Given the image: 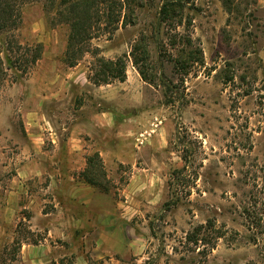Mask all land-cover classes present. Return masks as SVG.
Here are the masks:
<instances>
[{
  "label": "rangeland",
  "instance_id": "1",
  "mask_svg": "<svg viewBox=\"0 0 264 264\" xmlns=\"http://www.w3.org/2000/svg\"><path fill=\"white\" fill-rule=\"evenodd\" d=\"M142 2L73 66L69 28L42 0L22 4L18 26L0 32V264H30L22 244L41 237L27 193L51 197L50 180L67 174L85 180L94 153L95 191L113 215L109 252L93 264H264V0H190L171 28L158 25L161 0ZM141 35L151 80L129 54ZM187 36L203 62L183 74L170 38ZM99 56L124 57L125 80L94 84ZM50 264L71 258L56 249Z\"/></svg>",
  "mask_w": 264,
  "mask_h": 264
},
{
  "label": "trees",
  "instance_id": "2",
  "mask_svg": "<svg viewBox=\"0 0 264 264\" xmlns=\"http://www.w3.org/2000/svg\"><path fill=\"white\" fill-rule=\"evenodd\" d=\"M28 0H0V32L14 29L21 21V6ZM43 7L48 18H54L59 22L67 24L69 31L67 34L65 62L69 66L76 64L79 57L85 51V44L94 37L100 35L111 36L119 25L126 24V15L134 12L135 6H142V0H42ZM190 0H161L158 10V25L164 24L170 28L174 25V20L181 22L183 10L187 8ZM126 11V12H125ZM123 12V14H122ZM180 18V19H179ZM3 43V41H2ZM180 44L177 47V55L174 57L177 68L187 74L193 63H202V50L191 45L189 37L176 39L170 38L171 46ZM40 45L34 47V54L30 59L35 62L40 56ZM7 65L12 68L13 60L9 56L8 48L3 50ZM94 54H97L96 51ZM130 56L136 69L144 80L148 78L147 66L144 63L149 58L150 51L144 35H141L131 46ZM97 56V55H96ZM97 69L91 75L90 80L96 84H106L113 80L124 81L126 78V61L119 56L115 59H107L103 56L96 57ZM99 159V154L94 153L87 158V166L84 170V179L95 187H101V183L96 180L94 173L98 166L95 162ZM206 224V227H209ZM203 227V225H199ZM219 237V236H217Z\"/></svg>",
  "mask_w": 264,
  "mask_h": 264
},
{
  "label": "crops",
  "instance_id": "3",
  "mask_svg": "<svg viewBox=\"0 0 264 264\" xmlns=\"http://www.w3.org/2000/svg\"><path fill=\"white\" fill-rule=\"evenodd\" d=\"M101 114L105 125L112 123L111 112ZM102 115L98 118L102 119ZM42 169L28 172L39 176L44 172ZM71 169L70 166L66 171ZM65 177L50 180L46 188L51 190V197L45 196L48 191L44 188L39 193H27L24 207L28 208L31 231L42 232L38 240L22 244L23 257L30 264H50L56 249L62 258L70 256L71 264H93V258L105 257L109 252L106 243L112 234L113 208L107 194L96 193L93 185L79 177L68 174ZM23 183L24 179L17 178L15 188H22ZM44 202H50L53 208L44 210Z\"/></svg>",
  "mask_w": 264,
  "mask_h": 264
},
{
  "label": "built area",
  "instance_id": "4",
  "mask_svg": "<svg viewBox=\"0 0 264 264\" xmlns=\"http://www.w3.org/2000/svg\"><path fill=\"white\" fill-rule=\"evenodd\" d=\"M155 120L158 121L159 123L161 122V119H159L157 117L155 118Z\"/></svg>",
  "mask_w": 264,
  "mask_h": 264
}]
</instances>
